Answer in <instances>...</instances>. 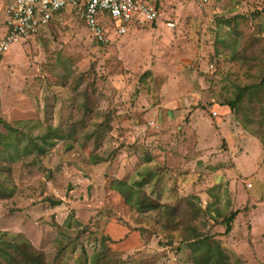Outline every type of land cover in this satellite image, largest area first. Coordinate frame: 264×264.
<instances>
[{"label":"rangeland","instance_id":"rangeland-1","mask_svg":"<svg viewBox=\"0 0 264 264\" xmlns=\"http://www.w3.org/2000/svg\"><path fill=\"white\" fill-rule=\"evenodd\" d=\"M111 34L66 8L0 52V264H264V0Z\"/></svg>","mask_w":264,"mask_h":264},{"label":"built area","instance_id":"built-area-1","mask_svg":"<svg viewBox=\"0 0 264 264\" xmlns=\"http://www.w3.org/2000/svg\"><path fill=\"white\" fill-rule=\"evenodd\" d=\"M66 8L81 16L94 40L107 42L111 32L122 35L131 25L154 22L159 0H6L0 52L19 39L37 34Z\"/></svg>","mask_w":264,"mask_h":264},{"label":"trees","instance_id":"trees-1","mask_svg":"<svg viewBox=\"0 0 264 264\" xmlns=\"http://www.w3.org/2000/svg\"><path fill=\"white\" fill-rule=\"evenodd\" d=\"M58 203L59 201H52V204H58ZM236 212L237 211H234L231 214H228V216H226V218L224 219L223 223L225 224V233H228L231 230V222L234 219ZM201 241L202 240H198L195 243L198 244ZM199 248H200V252L198 256L195 258L196 264H221V263L227 264L226 255L223 254L220 248H218L217 254L216 252L213 253V251H211V246L209 244L204 245L203 248L201 246Z\"/></svg>","mask_w":264,"mask_h":264}]
</instances>
